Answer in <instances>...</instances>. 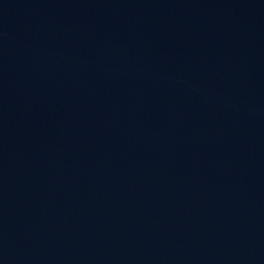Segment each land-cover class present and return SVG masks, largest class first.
I'll return each mask as SVG.
<instances>
[{
    "label": "water",
    "instance_id": "95a60500",
    "mask_svg": "<svg viewBox=\"0 0 264 264\" xmlns=\"http://www.w3.org/2000/svg\"><path fill=\"white\" fill-rule=\"evenodd\" d=\"M0 264H264V0H0Z\"/></svg>",
    "mask_w": 264,
    "mask_h": 264
}]
</instances>
